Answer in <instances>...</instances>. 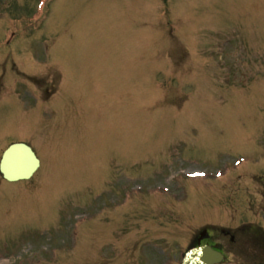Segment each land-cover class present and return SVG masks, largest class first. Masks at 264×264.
<instances>
[{
	"label": "rangeland",
	"instance_id": "obj_1",
	"mask_svg": "<svg viewBox=\"0 0 264 264\" xmlns=\"http://www.w3.org/2000/svg\"><path fill=\"white\" fill-rule=\"evenodd\" d=\"M241 1L243 0H207L208 8L198 9L200 15H206L204 18L198 13H193L196 23L201 27L198 29V34L194 35V46L189 43L190 40L184 41L191 51L180 50L188 52L187 63L178 58V53L172 57L162 51V55L152 57L154 60L161 56L166 58V74L169 75L168 80L172 82V86L168 82L164 84L157 98L149 102L141 97L138 89L141 87L139 81L136 87L132 88L130 79L126 78L128 74L126 71L132 70V62L127 58L121 59L116 52L108 51L105 60L110 62L115 59L123 62V79L120 78L121 69L116 68V72H113L120 82L118 88H110L100 94H94L84 87L87 77L85 82L75 84L77 72H74L70 62V51H65L66 44L58 41L57 38L63 31L66 33L68 30L74 31L73 26L80 24L84 18L83 12L91 6L90 0H77V7L73 9L71 18L63 14L54 21L55 17H52L47 24H40L39 30L35 31L34 35L29 33V36H23L24 38L13 44V50L22 48L25 51L23 56L29 57L31 50L27 52L26 39L30 41L35 35H37L36 40L48 38L50 49H47L46 56H41L42 59H37L32 52L33 62L25 57L22 62L21 54H15L13 50L6 51L9 55L13 53L14 60V62L9 61V66L6 68L8 73L13 72L10 68L13 63L21 64V67L17 68L19 71L23 69L29 73L37 72L39 76L47 75L43 79L45 82L43 89L48 86L53 91L59 90V94L54 98L51 96L49 101L53 100V106H57V99L64 101L63 115L54 123L60 129H66L70 123L68 101L74 102L76 94L98 102L96 106L98 123L94 124L97 139L91 150L94 160L99 159L101 149L102 152L113 146L122 149L120 145L128 150L131 147L136 148L132 152L122 149L117 153L119 160L126 161L125 167L118 168L117 174L120 183L130 189L129 202H125L124 198L118 201L119 198L116 199L112 192L105 195L103 199L108 202L105 205L106 209L112 210L118 204H121V207L116 209L117 213H113L114 216L109 214L110 210L108 214L99 217L94 222L93 228L96 231L90 230V233L84 222L94 216L93 211L99 216L102 209L100 206L104 202L100 203L94 198L91 204L92 196L96 194L95 189L70 192L78 183L81 187L85 186L87 168L84 158L78 162L76 169L71 165H61V175L78 178L80 182L62 181L59 190L54 189L56 178L50 182L40 178L36 180L37 186L33 187L28 185L5 187L4 195L0 194V248H11L10 254L12 258L15 257L13 263L23 264V248L28 246L31 247L27 253L33 259L32 264L38 260L48 264V250H52V246L59 247L70 241L79 243L81 248L73 251L72 258L62 256L58 258L57 263L49 264H88V262L97 264L104 247L103 240H106L105 254L109 245L115 242L114 238L106 239L101 226L104 227L115 218L118 222V236L123 239L119 241V245L123 248L132 242L137 244L143 238L149 237L148 241L163 247L165 254H176V251L185 248L187 246L185 240H189L193 234L189 232L181 235L173 231L174 228L182 226L178 223L195 225V223L214 220L216 202L219 206L217 218H224L223 221L217 222L220 225L235 224V220L236 224L241 221H261L254 214H258L257 209L262 208L264 204L262 198L264 190L261 186V182H264V160L253 162L248 167L231 170V175L222 179L221 187L228 186L231 181L232 195L242 187L237 199H232L223 192L222 195H226L228 200H222V195L214 199L210 194L198 190L203 197L198 200L200 203L188 200L186 207L180 204L184 189L182 182L191 170L211 168L208 171L214 172L218 170L216 167H220L219 169L225 172L222 168L228 169V165L234 163L232 156L239 154L242 156L240 161L243 159L254 161L261 159L260 151L264 152V0H250L247 10L252 12L253 17L246 20L247 10L245 13L244 7L237 6ZM60 5H62L61 1ZM179 11L177 15L181 18ZM139 13L143 15L141 21H148L152 17L151 12L142 9H139ZM85 19L89 23L85 28L87 32L92 28L101 32V27H95V22L91 23L89 16ZM107 26L110 27L111 24L107 23ZM121 32L134 43L136 27L129 29L123 26ZM153 33V29L141 27L137 43L141 45L149 43ZM4 59L5 51L0 50V66ZM197 59L200 60L196 62ZM42 60L47 61L40 64ZM139 65L137 64L132 71L139 72ZM113 70L112 65H109L105 71ZM28 88L31 91L36 90L35 87ZM6 89L7 93H11L10 89ZM2 93H6L5 90H2ZM8 100L9 98L4 99L5 105L0 104V147L7 145L9 141L29 143L45 165L44 144L49 143L44 138L51 135L37 136L34 131L35 122L25 119L23 115L20 116L18 112L20 103L14 98L9 103ZM43 101L46 102L44 98ZM171 101L172 103L168 104ZM158 105L160 108L151 109ZM97 129L101 132L96 131ZM224 149L232 156L222 154L215 158L218 155L216 152ZM112 154L108 152L107 156ZM176 154L180 157L175 159ZM86 155L88 158L87 153ZM109 166L115 168L113 162H110ZM155 172H163L164 178H157ZM97 173H103V169L97 168ZM157 175L161 176V174ZM172 178L180 179V182L171 181ZM42 180L47 183L43 189L40 187ZM224 180L228 181L224 183ZM110 182L113 183L112 180ZM191 184L189 187L193 188L194 185ZM160 187H169L170 192L161 194ZM2 189L1 187L0 192ZM150 189L155 192L153 196L148 191ZM192 194L197 195L196 189ZM38 199L47 206L44 213L37 210ZM112 199L116 201L113 202ZM87 200L92 210L84 204ZM64 205L66 206L60 209L62 211L58 220H53L56 210ZM98 206L99 208L96 209ZM162 207L164 212H157ZM155 214L156 217L153 216ZM33 217L37 219H32ZM163 219L168 222L161 223ZM68 222H72L71 240H67L64 233V229L69 227ZM42 227L46 235L42 237L40 234H34L33 237L32 234L38 229H43ZM23 229H26V233L20 240L10 241V236ZM52 229L56 232L61 230L59 236L55 235L51 238L48 230ZM163 238H167L168 243L165 242L167 244H164ZM14 246L20 250L13 252ZM84 246L87 247L89 256L92 255L89 246L94 247L91 259L86 256ZM69 247H71L70 243L62 248L64 253H67ZM0 255L4 254L0 252ZM174 263L175 260L167 264Z\"/></svg>",
	"mask_w": 264,
	"mask_h": 264
}]
</instances>
